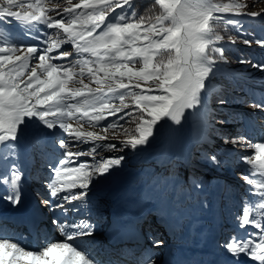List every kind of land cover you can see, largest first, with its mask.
Returning a JSON list of instances; mask_svg holds the SVG:
<instances>
[{"label": "snow or ice", "instance_id": "6c2138e0", "mask_svg": "<svg viewBox=\"0 0 264 264\" xmlns=\"http://www.w3.org/2000/svg\"><path fill=\"white\" fill-rule=\"evenodd\" d=\"M68 3L70 6L61 8L60 3L46 7L44 0H27V3L26 0H0V21L11 18L31 28L42 24L46 29L62 32L66 38L43 48L35 45L24 48L23 44L17 48L14 41L11 47H0V152L4 153L0 185H6L0 199L13 208L22 203L24 177L17 159V145L26 131L36 128L43 131L44 135L35 132L32 140L42 156H47V134H56L60 158L55 166L47 164L50 172L44 181L47 195L39 192L36 195L42 207L54 214L52 223L65 241H75L96 234L97 221L91 214L94 209L99 210V205L89 199L95 188L93 182L119 168L125 159L122 155H113L95 162L98 149L115 153L130 146L136 150L147 146L159 131L181 125L186 110L201 109L207 115V82L215 77L219 63H228L223 48L217 46L223 40L217 31L222 14L258 17L264 11L244 12L241 9L248 5L235 0L230 4L214 0H155L162 11L154 20L146 21L144 16H137L133 0H79L75 4L68 0ZM116 9L120 13L110 17ZM50 12L59 18L49 15ZM228 23L235 27L239 21ZM3 37L0 33V41ZM241 37L249 47L255 39L251 33L241 32ZM255 42L264 48V39H255ZM66 43L72 45L73 51H58L55 59L68 60L74 53L81 59L53 63L51 53ZM229 43L236 41L230 39ZM15 52L21 54H9ZM33 59L38 63L28 71ZM239 63L264 71L261 61L245 60L241 56ZM137 64L140 66H132ZM83 77L99 87L90 88L83 83ZM148 82L152 86H143ZM73 83L83 86L70 87ZM126 98H131L133 103H127ZM114 100L119 105L114 106ZM226 103L225 99H219L220 105ZM252 107L264 111V97ZM71 119L91 126L107 121L105 131L131 119L136 124V134L119 141L122 147L118 149L115 143H97L107 137L85 132L82 126L74 129L68 123ZM243 142V137L231 141L234 145ZM86 143L95 146L83 152L78 145ZM250 147L255 149V156L242 157V162L264 177V142ZM82 156L90 157L94 163L80 162ZM204 158L216 167L224 163L217 154H205ZM243 180L250 186L248 195L258 198L260 203L254 210L244 207L242 216L236 218L243 234H230L218 241L223 259L212 264H240L242 254L264 264V223L261 222L264 221V180L254 182L249 174ZM202 195L204 181L199 180L184 194V199L195 201L207 210L209 202L207 198L201 199ZM167 211L179 218L183 208L168 207ZM57 212L60 216H55ZM69 214L75 218L69 220ZM113 227L120 229L118 218ZM149 239L153 247L164 244L162 240ZM79 247L70 242H46L42 250L30 251L10 238H0V264H94ZM132 264H156V261L152 255L145 258L141 254Z\"/></svg>", "mask_w": 264, "mask_h": 264}, {"label": "rangeland", "instance_id": "374dc122", "mask_svg": "<svg viewBox=\"0 0 264 264\" xmlns=\"http://www.w3.org/2000/svg\"><path fill=\"white\" fill-rule=\"evenodd\" d=\"M134 1L135 0H133V3ZM137 1H139L138 6L136 7L132 6V7L136 11L137 16H144L146 21L154 20V18L158 16L162 11L160 6L155 2L151 4H146L144 3V1L146 0H137ZM44 2H45V6H48L47 5L48 0H44ZM71 2L75 4V3H79V0H71ZM214 2L219 3V4H230V3H233L234 0H214ZM235 2L248 5V7L241 9L244 12L264 11V0H255V2L254 0H235ZM56 3H60L61 8L70 6L68 3V0H50L49 7H52ZM52 13L56 18H59L56 16L55 12H52ZM119 13H120V9H116L114 13L110 14V17L118 15ZM244 18H246L247 21L264 22V15H261L258 17L245 16L240 19L238 17L223 16V19L217 24V31L219 35L223 37V40L218 42L217 46L223 48L224 55L227 58L228 63L227 64H224L222 62L219 63L217 66L218 70H217L216 75H219L218 73H222V76L227 77V75L236 74L237 78H242V79L245 78V80H247L252 85L264 86V71H261L256 68H252L248 64L239 63V57L244 56V54L247 53V51H241V48H232L231 50V48H226V46H222V44H233V43H229L230 39L235 40L236 43L238 44L246 45L242 42L241 32L251 33L254 35L255 39H264L263 27H257L256 25H250L248 22L243 21V20H246ZM7 20H9L10 22H7ZM7 20L0 21V33L4 34L2 41H0V47L8 46L12 44L11 41L13 39V34H10V29L12 28L13 23H11L12 22L11 18ZM229 20L239 21V24H237L234 27L232 24L228 23ZM22 26L28 27V26L22 25L20 22H17L16 25L13 24V27L17 28V31H20ZM248 38L252 39L251 37H248ZM58 39H65L62 32L56 31L49 38V40L52 43ZM255 39H252L251 44H253L252 49L255 50L258 54L257 53L249 54V56L246 55L244 58L245 60H248L249 58H251L252 61L264 62V48L258 46L255 42ZM14 43L16 42L14 41ZM236 43H234V46L240 47V46H237ZM26 47L27 46H24V48ZM16 54L17 53H13V55H16ZM132 66L139 67L140 65L137 64V65H132ZM76 79H80V78L77 77ZM82 79H83V83L88 85L90 88L99 87V85L95 84L94 81L89 80L88 77H83ZM149 83L151 84V82ZM69 86L73 88H80L83 85L79 83H73V84H70ZM224 87L227 89L232 88V84L229 81H227V78L226 79L224 78V80H222L221 76H215L211 78L207 82V90H206V95H205L207 100L211 101L212 97H215V96H212V93L214 92L213 90L217 91L219 90V88H224ZM249 88L246 86L241 89L236 88L238 89L237 93L241 95L236 96L235 98H240V100L239 99L229 100V95L225 94L222 96L221 94L220 97L222 96L223 99L227 101V103L224 105L215 103L214 105H212L213 106L212 108L207 109V110H210V112H212L213 114L218 115L220 117L219 119H222L221 116L223 114L221 113V109L224 106L235 105L234 107L236 108V110H238L236 113V117L233 116L229 119H226V118L222 119L224 123H222V121L219 123L222 125V127L220 128L222 131H215L212 133L213 138L216 139L215 148L217 150L222 151V149L228 150L229 148H232L233 150H235L236 148L237 151L242 152L241 156H239L240 157L239 160H236L235 162L233 159H231L230 161H227V163L229 164L227 165V168L230 171L222 169L221 165L219 166L220 171H224L229 176H232L233 175L232 173L235 171L234 165L242 163V159H241L242 157H246V156L254 157L255 156V149L250 147V145H254L256 142L252 140V135L246 136L245 132L254 133L253 136L255 137V139H256L255 135L262 134L264 136V111L255 109L252 107V104L254 102H257L260 100L261 97H264V91H261L256 88H251V90L248 92ZM126 102L129 103L130 105L133 103L131 98H126ZM113 104L114 106L119 105V101L114 100ZM127 110H130V109H127ZM203 111H200L196 114L195 109L186 110L185 118L182 120L181 125H173L172 130L166 135V138L164 141L165 146L168 143H169L168 147L174 144L179 145L176 152L180 153L182 150H184V148L186 147L188 143L196 142L197 134L194 132V130L205 132L209 127L208 121H206V120H209V115L208 114L203 115ZM69 123L73 126L74 129L80 128L82 126V130L85 132H92V133L99 134L102 137H107V139L98 141L97 143L105 144V145L110 144V143H115L118 149L122 147L118 143L119 141L127 140L128 138L131 137V135L136 134L135 133L136 124L131 119L122 121L121 122L122 126H117L115 129H108L107 131H105V125L107 121L101 122L100 125H96V126H91L87 122L82 121V120H77V119H71ZM253 128L254 130L250 131V129H253ZM190 133L192 134L191 138L189 136ZM167 136L170 139H167ZM198 137L199 138L202 137V134L199 135ZM238 137H243L244 142L238 143L235 145L231 143L233 139L238 138ZM226 139L228 141L227 143L225 142ZM210 143L212 142L210 141ZM94 146L95 144L93 143H86V144L78 145L79 148L81 147V148H86L89 150ZM142 147H138L136 150H133L131 149L130 146H127V147H123L122 151H116L115 153L110 152L106 149H98L97 161L95 162H98L101 157L106 158V157H110L113 155H116V156L122 155L125 158L124 161L122 162V165L119 168H115L111 170V173L107 175L106 177H110L111 175H113L114 172L115 174H118V175L123 174L126 171L134 173L136 170H139L140 168L144 167L142 152H143V149H146V146H142ZM214 151L215 150L210 151L209 149H205L201 153L200 162L204 165H209V166L217 168L216 166H213L211 163L207 162L204 158L205 154H208V155L217 154L219 156L220 153H217V152L214 153ZM230 155L233 156L232 153H230ZM181 157H183V154L181 155ZM89 163H94V161L90 158ZM160 164H162V162ZM170 170L171 172H174L172 171L174 170L173 167ZM236 170H238V172H240L241 174L243 173L240 168V165H238V169ZM167 171L168 169L165 170V173ZM185 172H186L185 170L178 167L176 168L175 174H174L175 175L174 178L176 180H179L182 186H185V183H187L188 185L190 184V186H192L193 183L201 180L202 178L205 180L210 179V176L206 175L203 177L198 172L191 171V173H189L188 181L187 179L185 181V177H184L186 175ZM212 176H216V175L213 174ZM218 181H219V178H215V182H218ZM188 191L189 190L186 189V192ZM91 198H92V201H95V199L93 198V195H91Z\"/></svg>", "mask_w": 264, "mask_h": 264}, {"label": "bare ground", "instance_id": "6f19581e", "mask_svg": "<svg viewBox=\"0 0 264 264\" xmlns=\"http://www.w3.org/2000/svg\"><path fill=\"white\" fill-rule=\"evenodd\" d=\"M7 23V22H6ZM5 39V38H4ZM90 80V79H89ZM90 85V84H89ZM77 123H78V121H77ZM81 128V127H80ZM175 134V133H174ZM168 137V136H167ZM170 139V138H169ZM158 145H159V142L155 145V147H158ZM154 155L157 157V159H156V161L160 164L162 161V159H163V156H164V153L163 154H160V153H154ZM158 157H160V158H158ZM2 201H4L3 199H1V202ZM9 207H11V208H13L10 204H4V205H0V213H2V212H7V210L9 209ZM14 209H16V208H14Z\"/></svg>", "mask_w": 264, "mask_h": 264}, {"label": "trees", "instance_id": "16d2710c", "mask_svg": "<svg viewBox=\"0 0 264 264\" xmlns=\"http://www.w3.org/2000/svg\"><path fill=\"white\" fill-rule=\"evenodd\" d=\"M144 3H146V4H151V3H154L153 1H147V2H144ZM230 90L231 91H235V88H233V86H232V88H230ZM221 98H223V97H221ZM215 99V98H214ZM217 99V98H216ZM233 99V98H232ZM225 115V114H224ZM216 117H214V119H215Z\"/></svg>", "mask_w": 264, "mask_h": 264}]
</instances>
